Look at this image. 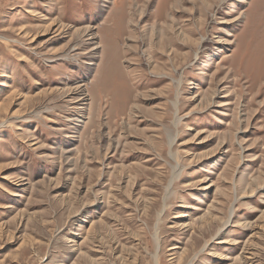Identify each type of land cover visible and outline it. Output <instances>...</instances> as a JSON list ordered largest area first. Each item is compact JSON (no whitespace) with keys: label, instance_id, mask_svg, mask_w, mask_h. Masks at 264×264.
Wrapping results in <instances>:
<instances>
[{"label":"rangeland","instance_id":"374dc122","mask_svg":"<svg viewBox=\"0 0 264 264\" xmlns=\"http://www.w3.org/2000/svg\"><path fill=\"white\" fill-rule=\"evenodd\" d=\"M0 264H264V0H0Z\"/></svg>","mask_w":264,"mask_h":264}]
</instances>
